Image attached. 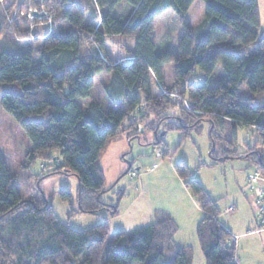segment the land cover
Instances as JSON below:
<instances>
[{
  "label": "trees",
  "instance_id": "trees-1",
  "mask_svg": "<svg viewBox=\"0 0 264 264\" xmlns=\"http://www.w3.org/2000/svg\"><path fill=\"white\" fill-rule=\"evenodd\" d=\"M7 2L0 15L1 106L31 142L27 167L41 160L53 163L50 175L77 177L80 211L97 214L108 207L101 201L108 189L100 156L121 133L137 138L151 116L154 126L177 121L166 129L185 134L207 123L214 165L243 155L264 174V33L257 0ZM195 2L203 3L204 17L192 28L187 15ZM122 3L127 12L115 16ZM33 10L38 15L28 17ZM44 10L50 20L41 19ZM168 11L184 34L176 53L160 54L153 39L155 22ZM5 28L16 37L3 35L7 40H2ZM113 38L134 42L133 50L125 47L116 62L103 53ZM25 40L26 45L18 43ZM167 64L174 65L172 88L162 81ZM219 65L223 78L210 84ZM196 69L203 83L190 81ZM101 74L110 76L104 104L92 101L84 110L78 100L96 99L95 79ZM244 86L249 94L242 98ZM174 107L178 116L168 115ZM238 127L260 138L252 148L247 144L250 149L244 153L237 148ZM175 169L203 213L196 235L205 264H238L233 235L219 221L217 201L184 162ZM176 231L169 220L112 236L107 223L72 230L58 220L48 201L25 199L0 161V264H193L190 248H175Z\"/></svg>",
  "mask_w": 264,
  "mask_h": 264
},
{
  "label": "rangeland",
  "instance_id": "rangeland-1",
  "mask_svg": "<svg viewBox=\"0 0 264 264\" xmlns=\"http://www.w3.org/2000/svg\"><path fill=\"white\" fill-rule=\"evenodd\" d=\"M257 2L260 32L264 33V0ZM7 3V0L0 1V15L3 14ZM107 11L102 10L101 13ZM32 12L36 13L37 10ZM126 12L127 7L122 3L113 14L120 16ZM17 14L18 11H14L13 17L15 18ZM30 14L31 12L28 17ZM40 15H42L41 19L50 20L46 10ZM203 17V3L195 2L187 15L189 25L192 28L198 27ZM14 18H11V22ZM86 18L89 19V14ZM248 27L252 28L249 25ZM31 28L40 30L35 24H32ZM5 30L2 40L6 37L8 39L9 35L11 38L16 37L12 34L14 31ZM183 34L184 31L172 11L160 16L155 22L153 34L158 53L163 54L165 51L176 53L179 39ZM18 43L26 45L28 41H18ZM133 46L132 40L113 38L105 44L103 53L111 61L116 62L125 47L133 50ZM162 75V81L167 88H172L174 65H165ZM222 78L223 72L219 65L209 82L215 85ZM109 81L110 76L98 75L93 92L96 99L78 100V104L84 110L88 109L92 101L104 104L103 88ZM190 81L197 84L204 82V76L199 69H196ZM154 83L153 79L151 87L156 93L157 86ZM248 94L246 86L239 90L242 98ZM167 114L178 116L179 109L170 108ZM153 121L155 118L151 116L144 126L140 127L137 138L128 139L126 133H121L110 139L99 159L100 167L105 174V187L108 189L101 201L108 207L97 214L80 211L79 185L76 176L66 175L63 172L50 175V170L54 168L53 163L41 160H36L27 167V155L32 150L31 142L13 117L4 111L1 103L0 161L5 163L10 174L16 178L17 189L25 199L48 201L58 220L70 229L85 231L107 223L112 236L118 232L146 227L158 220H169L177 226L173 237L175 248H190L193 263L199 264V260H204V256L198 245L196 231L203 219V213L196 197L186 188L176 172V165L184 162L191 176L199 181L212 199L217 201L220 211L219 221L233 235L232 243L235 244L239 263L264 264V230L260 225L262 217L259 204L261 195L257 194L256 190H251L252 184L247 181V176L256 171L251 161L240 155V158L214 165L215 163L210 159L211 139L207 123H202L200 128L189 130L185 134L180 130L166 129L168 123L177 122L175 120H168L155 126L151 123ZM257 140L260 138L253 130L238 127L237 148L240 153L252 148ZM247 144L250 148L246 147ZM260 177L264 179V174H260ZM63 192L69 195L68 199H64ZM112 210H116L117 213L113 215Z\"/></svg>",
  "mask_w": 264,
  "mask_h": 264
},
{
  "label": "built area",
  "instance_id": "built-area-1",
  "mask_svg": "<svg viewBox=\"0 0 264 264\" xmlns=\"http://www.w3.org/2000/svg\"><path fill=\"white\" fill-rule=\"evenodd\" d=\"M33 16H36L35 15V12H32L30 14V18H32ZM260 174L259 172L255 171L251 174H249L247 176V181L248 183L252 184L251 186V190H256L255 192L260 196L261 200L259 202L260 204V214H261V222H260V225H261V228L262 230H264V179H262L260 177ZM262 175V174H261ZM261 182L263 184H261ZM258 204V203H257Z\"/></svg>",
  "mask_w": 264,
  "mask_h": 264
},
{
  "label": "crops",
  "instance_id": "crops-1",
  "mask_svg": "<svg viewBox=\"0 0 264 264\" xmlns=\"http://www.w3.org/2000/svg\"><path fill=\"white\" fill-rule=\"evenodd\" d=\"M229 230V229H228ZM230 231V230H229ZM184 246V245H183ZM236 261H237V263L238 264H241V263H239V259H236ZM194 264V263H193ZM199 264H205V259L204 260H202V259H200L199 260Z\"/></svg>",
  "mask_w": 264,
  "mask_h": 264
},
{
  "label": "water",
  "instance_id": "water-1",
  "mask_svg": "<svg viewBox=\"0 0 264 264\" xmlns=\"http://www.w3.org/2000/svg\"><path fill=\"white\" fill-rule=\"evenodd\" d=\"M35 15H38L37 13H35Z\"/></svg>",
  "mask_w": 264,
  "mask_h": 264
}]
</instances>
